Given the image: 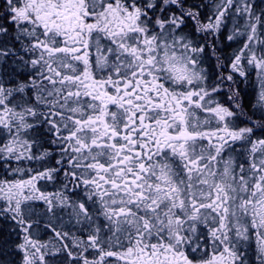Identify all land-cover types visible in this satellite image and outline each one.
<instances>
[{
    "label": "snow or ice",
    "instance_id": "snow-or-ice-1",
    "mask_svg": "<svg viewBox=\"0 0 264 264\" xmlns=\"http://www.w3.org/2000/svg\"><path fill=\"white\" fill-rule=\"evenodd\" d=\"M0 264H264V0H0Z\"/></svg>",
    "mask_w": 264,
    "mask_h": 264
}]
</instances>
